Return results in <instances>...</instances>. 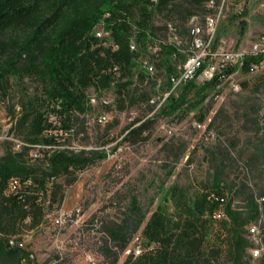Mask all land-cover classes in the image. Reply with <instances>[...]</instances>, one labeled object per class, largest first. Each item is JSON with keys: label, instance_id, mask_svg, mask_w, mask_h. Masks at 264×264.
<instances>
[{"label": "rangeland", "instance_id": "374dc122", "mask_svg": "<svg viewBox=\"0 0 264 264\" xmlns=\"http://www.w3.org/2000/svg\"><path fill=\"white\" fill-rule=\"evenodd\" d=\"M56 1H45V14L51 15ZM188 12L203 15L204 8L177 0L169 11L154 14L153 39L138 46L141 57L126 89L136 97L134 106L121 109L116 82L106 88L91 86L87 111L74 115L70 133L59 132L61 148L105 157L75 175L74 184L65 188L61 205L46 204L39 227L13 239L30 254L27 264H125L131 253L143 250L142 231L173 186L186 189L195 199L205 188L212 190L219 183L235 208L245 212L250 211L251 196L264 197V67L223 81L208 91L197 110L186 115L202 84L196 81L174 89L173 79L181 76L184 58L174 57L176 51L169 58L167 51L173 47L163 43L174 39L168 31L172 24L182 41L181 49L189 52ZM27 33L25 29L13 30L8 38L22 41ZM263 33L264 0H250L243 16L230 7L218 37L223 47L248 51ZM166 59L169 62L164 64ZM145 63L155 67L153 77L146 75ZM47 88L40 77L11 76L7 85L0 82V157L6 149L16 150L18 142L27 145L25 134L16 129L26 108L34 107L61 127L59 117L42 108ZM171 97L177 105L183 104L174 114ZM102 115L107 117L103 123L99 121ZM203 115L205 121L199 129L196 124ZM138 120L153 121V128L144 142L131 145L124 141L125 131ZM37 150L43 153L48 149L35 146L31 154ZM126 221L131 239L121 251L109 230ZM251 241L260 246L257 237ZM263 261L264 245L262 257L252 259V264Z\"/></svg>", "mask_w": 264, "mask_h": 264}, {"label": "trees", "instance_id": "16d2710c", "mask_svg": "<svg viewBox=\"0 0 264 264\" xmlns=\"http://www.w3.org/2000/svg\"><path fill=\"white\" fill-rule=\"evenodd\" d=\"M45 1L0 0V82L7 85L11 76L45 80L48 88L42 108L54 112L61 124L57 127L41 111L26 108L16 129L25 134L27 145L23 144L20 151L6 149L0 157V264L30 261V254L13 239L39 227L46 204L61 205L65 188L74 184L75 175L105 157L61 148L63 137L59 132L70 133L74 115L87 111V90L91 86L106 88L116 82L121 109L136 104L135 95L126 93L141 57L139 49L132 50L131 41L135 40L137 46L150 42L154 14L169 11L177 0H159L155 6L150 0H57L51 15L44 13ZM206 1L188 0L195 7H203ZM194 14L188 12L187 18ZM100 22L117 50L96 37L95 28ZM19 29L28 31L24 40L8 38L11 31ZM175 51H167L168 57L172 58ZM262 60L246 58L242 72L248 74L251 66ZM162 62L166 64L169 59ZM236 71L229 69L225 75ZM220 83L215 78L200 86L195 92L197 101L187 104L190 109L186 115L197 110L208 91ZM170 103L174 106L171 114L183 108L174 97ZM204 121L205 115L198 122ZM153 124L136 121L126 129L124 141L131 145L144 142ZM35 146L48 150L39 151L40 158L34 161L31 152ZM13 179H19L22 187L8 195ZM213 194L228 195L219 183L212 190L205 188L195 199L190 198L186 189L171 187L142 231L143 250L138 256L131 253L125 264H252L249 252L255 245L248 228L260 219L257 199L249 198L250 211L245 212L236 209L229 197L225 205L212 200ZM133 205L138 213L135 201ZM221 208L226 217L215 220L214 215ZM129 227L126 221L109 230L121 251L131 239ZM137 231L138 226L133 234Z\"/></svg>", "mask_w": 264, "mask_h": 264}, {"label": "built area", "instance_id": "2783aa9c", "mask_svg": "<svg viewBox=\"0 0 264 264\" xmlns=\"http://www.w3.org/2000/svg\"><path fill=\"white\" fill-rule=\"evenodd\" d=\"M153 6H155L159 0H150ZM250 0H207L204 3V14H194L188 18L187 29L189 32V52L185 53L181 49L182 41L177 35V28L172 24H168V31L174 36V39L167 44L176 52L174 57L181 55L184 58L182 65L181 76L178 79H173L176 88L177 85H185L191 82L199 81L202 85L207 82L213 81L218 78L221 83L230 79L235 74L242 72V67L245 63V59L248 57H262L263 60L260 64H253L250 68V73L258 72L264 67V33L261 34L258 39L252 42L248 51L243 49H231V47L221 46L222 40H219L218 32L221 28V22L225 18L227 11L230 7L233 8L234 14L237 16H243L246 12V8L249 5ZM95 35L98 39L106 41L113 46L114 50L118 49V46L114 45L111 41V35L106 31L104 23L100 22L95 28ZM153 39V38H151ZM131 47L133 51L138 50V46L135 40L131 41ZM146 75L153 77L155 74V67L149 63H145L143 66ZM237 69L235 73L230 76H226L225 73L229 69ZM243 73V72H242ZM220 83V84H221ZM220 86V85H219ZM107 117L102 115L99 119L101 123L105 122ZM196 126L202 129L201 123H197ZM214 136V135H213ZM23 147V143L18 142L15 146L17 151H20ZM48 149V147H47ZM15 150V151H16ZM33 160L40 158L39 150L33 155ZM22 187V183L19 179L11 180L7 194H13L19 191ZM211 199L220 202L225 205L228 199L226 196H217L213 194ZM259 205L260 219L258 223L251 224L248 228L250 237H257L260 246L252 248L249 252L252 259H258L262 257V245H264V198L257 199ZM226 217L223 208H221L214 215L215 220H222ZM57 223H62V220H58ZM14 244L13 241L10 242ZM140 251L137 250L135 255H140Z\"/></svg>", "mask_w": 264, "mask_h": 264}]
</instances>
